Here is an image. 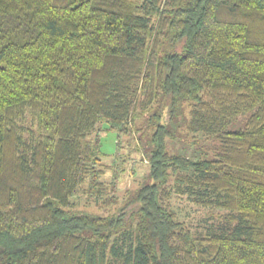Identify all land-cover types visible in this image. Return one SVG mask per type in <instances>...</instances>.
Instances as JSON below:
<instances>
[{
	"label": "trees",
	"instance_id": "trees-1",
	"mask_svg": "<svg viewBox=\"0 0 264 264\" xmlns=\"http://www.w3.org/2000/svg\"><path fill=\"white\" fill-rule=\"evenodd\" d=\"M133 128L151 181L119 200ZM174 195L224 212L196 235ZM0 264H264V0H0Z\"/></svg>",
	"mask_w": 264,
	"mask_h": 264
},
{
	"label": "rangeland",
	"instance_id": "rangeland-1",
	"mask_svg": "<svg viewBox=\"0 0 264 264\" xmlns=\"http://www.w3.org/2000/svg\"><path fill=\"white\" fill-rule=\"evenodd\" d=\"M252 113L251 111L242 112L237 116V118L228 125V130H237L244 127L246 119ZM138 127L141 126L140 124L137 125ZM99 137L101 139V149L103 153V161L112 163L113 157L117 152V141L119 139L118 131L111 128H104L100 133ZM146 134L144 132V136H141V132L135 130L133 128V134L123 135L121 137V144H120V152L121 155L127 157V163L124 165V171H121L122 162L118 165L115 171L118 169L121 171L118 173V180L116 181V190L113 192L111 187H109L111 193H116L119 200L124 198L126 190L131 191V193L135 192V190L142 185V183L150 182L151 180L148 178L149 171H150V164L148 161V157L144 154V151L147 146ZM173 143L169 147V151L172 153H182V147L189 146V143ZM212 145L213 141L211 139H206L202 134L199 135L198 141H196L193 146L192 150L188 152L189 156L192 157H204V156H212ZM122 156V157H123ZM123 157V158H124ZM121 167V168H120ZM114 173L115 171L111 169ZM106 177V176H105ZM108 182H112L113 174H109L106 179ZM78 202V207L90 212H99L107 214V208H98L94 206L95 203H91L90 201L87 202L86 198L84 197H76ZM172 205L174 206L175 210L177 211L179 219L185 221L189 225H191L194 234H207L213 230L212 223H217V217L219 213L224 211L217 210V209H209L199 205H195L193 202L188 200L186 197L180 198L177 196H173L171 199ZM122 203V201H121ZM106 206V205H105ZM111 212H113L111 210ZM196 234V235H197Z\"/></svg>",
	"mask_w": 264,
	"mask_h": 264
}]
</instances>
